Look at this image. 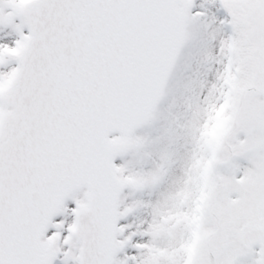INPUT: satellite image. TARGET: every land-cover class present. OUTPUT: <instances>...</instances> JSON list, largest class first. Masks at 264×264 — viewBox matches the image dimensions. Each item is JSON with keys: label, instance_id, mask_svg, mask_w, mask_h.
Masks as SVG:
<instances>
[{"label": "snow or ice", "instance_id": "6c2138e0", "mask_svg": "<svg viewBox=\"0 0 264 264\" xmlns=\"http://www.w3.org/2000/svg\"><path fill=\"white\" fill-rule=\"evenodd\" d=\"M0 264H264V0H0Z\"/></svg>", "mask_w": 264, "mask_h": 264}]
</instances>
